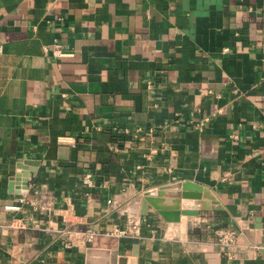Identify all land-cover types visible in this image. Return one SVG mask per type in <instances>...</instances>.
I'll return each instance as SVG.
<instances>
[{"label": "crops", "instance_id": "obj_1", "mask_svg": "<svg viewBox=\"0 0 264 264\" xmlns=\"http://www.w3.org/2000/svg\"><path fill=\"white\" fill-rule=\"evenodd\" d=\"M186 180L214 207L168 221L143 204ZM20 194L35 209L3 208ZM128 214L138 234H104ZM263 227L264 0H0V264H87V246L111 264H264ZM74 228L98 236L69 243Z\"/></svg>", "mask_w": 264, "mask_h": 264}, {"label": "water", "instance_id": "obj_2", "mask_svg": "<svg viewBox=\"0 0 264 264\" xmlns=\"http://www.w3.org/2000/svg\"><path fill=\"white\" fill-rule=\"evenodd\" d=\"M35 161L36 160L33 159H25L18 164L20 170L11 178L10 185L12 187L16 182L21 184L28 182L26 177V168L30 164H36L37 162ZM21 184L18 186L20 190L23 188ZM190 190L195 191L190 192ZM201 190L202 186L200 184L190 180L173 181L145 190L143 192L142 202L143 204L149 203L155 207L164 219L168 221H178L180 219V212L185 214H196L198 209H208L214 207L211 204V199H200L202 194ZM161 196L192 197L198 199V201H196L192 207H186L185 201H181L182 210L180 211L178 201L166 203L163 202ZM261 240L264 242V227L262 229ZM84 261L87 264H111L110 249L87 246L84 250ZM117 264H126V258L124 256H120Z\"/></svg>", "mask_w": 264, "mask_h": 264}, {"label": "built area", "instance_id": "obj_3", "mask_svg": "<svg viewBox=\"0 0 264 264\" xmlns=\"http://www.w3.org/2000/svg\"><path fill=\"white\" fill-rule=\"evenodd\" d=\"M50 52L58 57L70 54L69 52L63 49L62 43L57 39L53 41L50 48ZM88 177L89 174H86V181H88ZM25 204L30 206L32 209H35L34 202L29 200L24 194H20L14 200L3 204V208L6 210L21 211L23 210ZM140 223L141 221L138 216L128 214L126 216L124 224L114 223L112 228L108 232H104V234H108L109 236H112L116 239H120L129 234H138L140 231ZM213 233L212 235L217 236V241L221 245V247L224 249L226 248V252L227 254H229L227 248L234 242L236 236L235 230L230 227H222L214 230ZM70 234H72V238L68 241L69 243L93 242L95 240V237L98 236V233L92 228L70 229Z\"/></svg>", "mask_w": 264, "mask_h": 264}]
</instances>
